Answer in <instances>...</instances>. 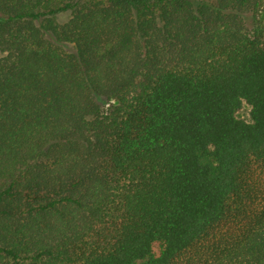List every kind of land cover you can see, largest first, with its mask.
Returning <instances> with one entry per match:
<instances>
[{
	"label": "trees",
	"instance_id": "16d2710c",
	"mask_svg": "<svg viewBox=\"0 0 264 264\" xmlns=\"http://www.w3.org/2000/svg\"><path fill=\"white\" fill-rule=\"evenodd\" d=\"M0 53V264H264V0H0Z\"/></svg>",
	"mask_w": 264,
	"mask_h": 264
},
{
	"label": "rangeland",
	"instance_id": "374dc122",
	"mask_svg": "<svg viewBox=\"0 0 264 264\" xmlns=\"http://www.w3.org/2000/svg\"><path fill=\"white\" fill-rule=\"evenodd\" d=\"M69 17V13L68 12H64V13H61V14H58L56 19L59 23H64ZM68 49L71 50L70 47H68ZM3 54L0 53V57L2 56ZM236 116L239 118V119H242L246 122H250L251 119H250V107L243 103L242 106H241V109L237 112Z\"/></svg>",
	"mask_w": 264,
	"mask_h": 264
}]
</instances>
